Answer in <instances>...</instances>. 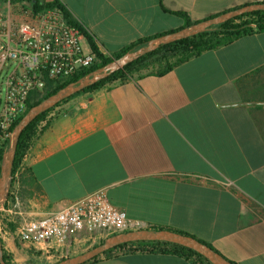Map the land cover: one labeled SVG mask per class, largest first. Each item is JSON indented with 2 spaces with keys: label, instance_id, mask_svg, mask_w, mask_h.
<instances>
[{
  "label": "crops",
  "instance_id": "1",
  "mask_svg": "<svg viewBox=\"0 0 264 264\" xmlns=\"http://www.w3.org/2000/svg\"><path fill=\"white\" fill-rule=\"evenodd\" d=\"M59 1L96 35L107 57L185 27L187 18L176 12L195 23L264 2ZM57 106L62 114L35 138L13 178L6 214L42 217L105 187L110 201L145 228L190 233L235 264H264V32L168 70H137ZM12 226L0 227L11 259L48 264L50 258L34 255ZM87 264L193 263L172 253L137 252Z\"/></svg>",
  "mask_w": 264,
  "mask_h": 264
},
{
  "label": "built area",
  "instance_id": "2",
  "mask_svg": "<svg viewBox=\"0 0 264 264\" xmlns=\"http://www.w3.org/2000/svg\"><path fill=\"white\" fill-rule=\"evenodd\" d=\"M82 40L81 30L66 19L59 6L36 10L29 1L0 0V153L7 148L11 128L25 115L33 95L46 91L49 84L63 83L99 60L91 51L84 52ZM59 114L62 110L55 106L38 128ZM22 160L13 178L21 172ZM9 194L0 208V227L14 222L17 237L36 256L68 257L111 235L145 228L142 221L129 217L110 201L105 187L42 217L21 215L19 219H11V213L5 212Z\"/></svg>",
  "mask_w": 264,
  "mask_h": 264
},
{
  "label": "trees",
  "instance_id": "3",
  "mask_svg": "<svg viewBox=\"0 0 264 264\" xmlns=\"http://www.w3.org/2000/svg\"><path fill=\"white\" fill-rule=\"evenodd\" d=\"M12 3L16 2H21V1H29L33 3L34 8L36 10H40L43 8L47 7H52V6H59L61 10L63 11L66 19L74 26L78 27L84 37L87 39V42L90 47V51L94 53L99 60L90 68L82 70L78 74L74 75L70 79L64 81L63 83H58L56 85L49 84L48 89L44 91L43 93H38L35 94L31 97L30 102L28 104V109L27 111L33 107L34 105L38 104L41 102L43 99L46 97L54 94L57 92L59 89L62 87L66 86L67 84L77 81L83 76L87 75L88 73L106 65L113 59H116L120 56H122L124 53L137 49L143 45H145L152 37H147L142 40H140L137 43H133L120 51L114 53L111 57L105 56L98 48L96 42L94 39L90 36V34L87 33L83 25L73 17L71 12L67 9V7L60 2L59 0H53L49 2H41L40 0H10ZM177 14H181L185 18H187L186 26L193 24L192 21L187 17V14L185 12H176ZM255 32H264V10H256L252 12H247L241 15H238L226 22H223L218 25H214L211 28L207 29L204 32H201L199 34H196L194 36L180 39L171 43L163 44L157 49L146 53L145 55L139 57L138 59L128 63L125 65L122 69H119L109 75L108 77L99 80L98 82L86 87L84 90L78 92H84L88 90H93L96 88H99L106 83H109L113 80L116 79H122L124 80L127 75L132 74L133 72L143 69V68H150V67H158L162 68L164 70H168L172 68L176 64H180L184 61L189 60L190 58L197 56L201 54L202 52L210 49H214L220 45L230 43L234 41L235 39L243 36V35H250ZM76 93V94H78ZM75 94V95H76ZM74 96V95H73ZM72 97V96H71ZM70 98V97H69ZM68 99V98H67ZM66 100V99H65ZM64 100V101H65ZM63 102V101H62ZM60 102V103H62ZM58 103L57 105H59ZM56 105V106H57ZM54 107L46 110L45 112L41 113L38 115L22 132L17 150H16V155L14 159V165H13V175L15 173V170L20 163V161L23 159L24 155L28 152L30 149L31 145L33 144V141L37 136H39L47 126H45L42 129L38 128L39 122L47 115V113L53 109ZM26 114V113H25ZM24 116V115H23ZM22 116V117H23ZM21 117V118H22ZM20 118V119H21ZM16 121L11 130L14 129L16 124L20 121ZM6 151L3 150V152L0 153V162L2 161V157L4 152ZM12 186V185H11ZM2 217V213L0 212V220ZM7 226L11 229L14 228L12 226L11 222H6ZM147 228H162V227H147ZM171 230L181 232L176 229L169 228ZM187 235H191L190 233L187 232H182ZM202 242H205L203 240H200ZM103 241H100L98 244L102 243ZM207 243V242H205ZM98 244H95L92 247L97 246ZM208 244V243H207ZM210 245V244H208ZM211 246V245H210ZM4 250V259L8 264H18L14 262L11 257L8 255L6 250ZM119 252H123L124 254L127 253H137V252H144V253H153V252H163V253H172L176 255L183 256L189 260L193 264H213L210 260H208L205 256L202 254L196 252L195 250L175 244V243H170V242H163V241H141V242H132V243H125L121 244L119 246H116L112 249L107 250L103 254L95 257L91 261H88L84 264H87L92 261H96L99 259L101 256H106V257H112ZM64 258H61L62 260ZM235 264V263H234Z\"/></svg>",
  "mask_w": 264,
  "mask_h": 264
},
{
  "label": "water",
  "instance_id": "4",
  "mask_svg": "<svg viewBox=\"0 0 264 264\" xmlns=\"http://www.w3.org/2000/svg\"><path fill=\"white\" fill-rule=\"evenodd\" d=\"M256 10H264V2L251 3L233 8L175 31L152 37L145 45L137 49L130 50L124 53L122 56L113 59L106 65L88 73L79 80L67 84L54 94L46 97L38 104L31 107L12 130L8 147L2 157L0 166V208L7 199L13 182V165L20 136L23 130L38 115L52 107H55L58 103L84 90L86 87L108 77L115 71L122 69L128 63L138 59L148 52L157 49L163 44L194 36L206 31L214 25L221 24L238 15ZM141 241H163L175 243L195 250L196 252L205 256L213 264H234L219 251L215 250L212 246L200 241L193 235H187L182 232H177L167 228H140L136 230L120 232L109 236L102 243L95 247H92L80 254L66 257L53 264H84L116 246L125 243ZM0 264H8L4 259L3 242L1 236Z\"/></svg>",
  "mask_w": 264,
  "mask_h": 264
},
{
  "label": "rangeland",
  "instance_id": "5",
  "mask_svg": "<svg viewBox=\"0 0 264 264\" xmlns=\"http://www.w3.org/2000/svg\"><path fill=\"white\" fill-rule=\"evenodd\" d=\"M77 4H75L74 6H76ZM79 11H82L83 10V8L82 9H78ZM78 11V12H79ZM86 12H84L83 14H85ZM87 20V24H88V26H91V24L93 23V20L94 19H92V18H88V19H86ZM171 21H175L174 19H172L171 18ZM174 24V23H173ZM96 35H94V39H96V37H95ZM82 47H83V50H84V52L85 53H88L89 51H90V47H89V44H88V42L86 41V39H84V40H82ZM8 147V146H7ZM7 149V148H6ZM16 210H18V209H16ZM13 218V216H12V214H11V219ZM14 219H15V217H14ZM12 223V222H11ZM89 248H91V247H89ZM88 248V249H89ZM88 249H85V250H83V251H81L82 249H79L78 251H76V252H74V253H72V255H69L68 257H70V256H74V255H77V254H80V253H82V252H84V251H86V250H88ZM62 257H52V258H50V260H48V264H53V263H55V262H57V261H60V259H61ZM63 258H66V257H63ZM45 262V261H44Z\"/></svg>",
  "mask_w": 264,
  "mask_h": 264
}]
</instances>
